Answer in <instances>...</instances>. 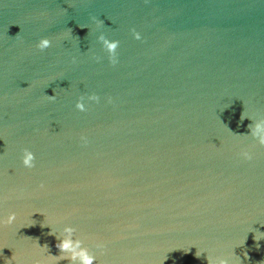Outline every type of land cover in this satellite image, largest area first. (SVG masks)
<instances>
[{"label": "water", "instance_id": "water-1", "mask_svg": "<svg viewBox=\"0 0 264 264\" xmlns=\"http://www.w3.org/2000/svg\"><path fill=\"white\" fill-rule=\"evenodd\" d=\"M261 117L264 0H0V264H264Z\"/></svg>", "mask_w": 264, "mask_h": 264}, {"label": "clouds", "instance_id": "clouds-1", "mask_svg": "<svg viewBox=\"0 0 264 264\" xmlns=\"http://www.w3.org/2000/svg\"><path fill=\"white\" fill-rule=\"evenodd\" d=\"M104 43L107 44L109 48H111L113 46L112 44H108L107 41H104ZM48 45H49V40L47 38H41L36 43L35 47L37 49L42 50V49L47 48ZM78 107H79V105H78ZM246 116L250 119V117L248 115H246L243 111L240 114V119H244V117H246ZM249 132H250L251 137H253L259 145H264V117H261V118L257 119L254 123H252L249 126ZM241 154L244 155L246 158H249L248 154L246 152L241 153ZM25 162H27V160ZM13 220H14V214L9 213L6 218L0 219V224H4V223L10 224ZM33 223H34V221L30 220L29 223L24 224L22 226H29ZM44 224H46V223H43L41 226L43 227ZM62 231H63L64 235L57 236L58 243L55 245L60 250L59 255H56V256L48 255L46 246H37V247L44 250L48 256L59 257V259L57 261H59L61 259H66L68 261V264H93L92 258H90V257L87 259L84 258V253H83V250L81 249V247L79 245V241L78 240H75V241L72 240V238H71L72 229L66 227ZM252 238H253V241H258L264 237H257L254 234ZM35 244H36V242H35ZM256 247H258V245H256ZM200 254H201V251L196 249L194 255L199 257ZM245 256H246V254H245ZM205 259L207 261V264H229L228 259H224V258L212 259V258H209L206 254H205ZM237 264H239L238 261H237Z\"/></svg>", "mask_w": 264, "mask_h": 264}]
</instances>
